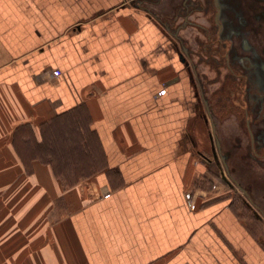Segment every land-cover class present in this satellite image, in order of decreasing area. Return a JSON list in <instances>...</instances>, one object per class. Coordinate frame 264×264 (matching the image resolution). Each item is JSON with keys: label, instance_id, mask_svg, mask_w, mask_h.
<instances>
[{"label": "crops", "instance_id": "1", "mask_svg": "<svg viewBox=\"0 0 264 264\" xmlns=\"http://www.w3.org/2000/svg\"><path fill=\"white\" fill-rule=\"evenodd\" d=\"M171 6L0 0V264H264L236 202L189 189L204 99ZM49 129L80 149V180L37 152Z\"/></svg>", "mask_w": 264, "mask_h": 264}, {"label": "rangeland", "instance_id": "2", "mask_svg": "<svg viewBox=\"0 0 264 264\" xmlns=\"http://www.w3.org/2000/svg\"><path fill=\"white\" fill-rule=\"evenodd\" d=\"M175 2V9L167 7L166 12L172 13L168 26L172 29L178 59L190 66L200 80L197 89L204 99L201 109L207 131L204 139L207 161L201 160L197 166L196 174L200 178L193 180L189 189L194 194L196 188L216 187L217 190L220 187L223 196L229 195L236 202L241 216L247 218V224L264 244V0ZM227 53L234 72L247 77V109L243 102L246 101L243 82L231 76L233 72L224 59ZM232 86L237 88L234 90ZM220 100L221 109L218 108ZM248 122L252 124L256 140L250 141ZM61 132L45 131V146L38 147L37 152L42 149L48 159H63L59 172L71 184L84 174V163L73 162L83 155L78 147L69 150L59 145L64 141ZM29 138L31 141L35 136L32 134ZM95 158L90 166L100 165L99 156ZM69 166L75 168L71 171Z\"/></svg>", "mask_w": 264, "mask_h": 264}, {"label": "flooded vegetation", "instance_id": "3", "mask_svg": "<svg viewBox=\"0 0 264 264\" xmlns=\"http://www.w3.org/2000/svg\"><path fill=\"white\" fill-rule=\"evenodd\" d=\"M244 7H246L247 8V5H244ZM244 11L246 12L247 10L246 9H244ZM187 27V26H186ZM185 28V27H184ZM245 31H247V28L246 29H244ZM228 48H231V46H230V44H229V46H228ZM230 57V55L227 53L225 56H224V59H225V62H227V66H228V68L230 69V70H232V72L233 73H231L232 75L231 76H234V77H236V78H240L241 80H242V84H243V97H245L246 98V101H243L244 103H246V105H245V108L247 109V97L245 96V95H247V77H245V76H243L242 74H239V73H237V72H234L235 71V69H234V66H233V63H231L232 61H230V60H228V58ZM184 59V58H183ZM186 62H187V60H186ZM187 68H188V70L190 71L191 69L189 68V66H187ZM215 71H219L218 69L217 70H215ZM232 88L235 90L236 88H237V86H232ZM236 101H235V96H234V103H235ZM218 105H219V107L218 108H222V104H221V100L220 101H218ZM246 114H248L247 112H246ZM246 126H247V123H246ZM253 127H252V124H250L249 122H248V129H249V136L251 135V138H250V141L251 140H256L255 139V137L253 136V129H252ZM203 156H204V154H203ZM204 158H205V156H204ZM206 159V158H205ZM205 161H207V160H205Z\"/></svg>", "mask_w": 264, "mask_h": 264}]
</instances>
